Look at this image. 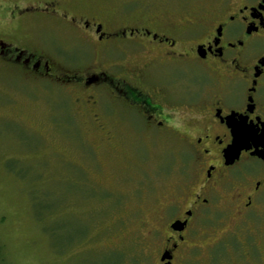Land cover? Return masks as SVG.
I'll return each mask as SVG.
<instances>
[{
	"label": "flooded vegetation",
	"instance_id": "1",
	"mask_svg": "<svg viewBox=\"0 0 264 264\" xmlns=\"http://www.w3.org/2000/svg\"><path fill=\"white\" fill-rule=\"evenodd\" d=\"M71 2L26 8L64 26L63 43L47 49L0 33V66L61 88L104 132L109 153L131 137L143 143L135 148H170L180 185L150 232L156 264H264V0L147 5L114 17ZM235 138L239 152L227 158ZM77 167L84 176L86 164ZM83 176L67 204L91 198Z\"/></svg>",
	"mask_w": 264,
	"mask_h": 264
},
{
	"label": "rangeland",
	"instance_id": "2",
	"mask_svg": "<svg viewBox=\"0 0 264 264\" xmlns=\"http://www.w3.org/2000/svg\"><path fill=\"white\" fill-rule=\"evenodd\" d=\"M45 1L50 0H0V33L30 35L47 49L63 43L64 26L35 17L37 7L24 11ZM69 1L59 0L63 10H69ZM77 1L114 17L147 5L196 6L212 0ZM60 90L17 67L0 66V243L5 263L104 264L121 252L125 264H156L154 243L159 241L151 240L150 232L162 224L163 205L180 185L173 153L166 145L138 148L142 141L132 137L125 140L126 148L109 153L104 132L94 128L81 108L70 107ZM82 138L86 155L79 148ZM83 164L84 176L77 167ZM81 176L88 186L84 199L91 198L67 204L69 198L79 199Z\"/></svg>",
	"mask_w": 264,
	"mask_h": 264
},
{
	"label": "trees",
	"instance_id": "3",
	"mask_svg": "<svg viewBox=\"0 0 264 264\" xmlns=\"http://www.w3.org/2000/svg\"><path fill=\"white\" fill-rule=\"evenodd\" d=\"M2 252H3V248H2V245L0 243V264H8V263H5V260L3 259L4 257H2L3 256ZM124 258H125V254L118 252L115 254L113 261H110L109 263L106 262L104 264H125Z\"/></svg>",
	"mask_w": 264,
	"mask_h": 264
},
{
	"label": "water",
	"instance_id": "4",
	"mask_svg": "<svg viewBox=\"0 0 264 264\" xmlns=\"http://www.w3.org/2000/svg\"><path fill=\"white\" fill-rule=\"evenodd\" d=\"M234 141H235V143H234V144L231 146V148H230L229 150H227V152H226V157H227V158L233 156V155H231V151H232L233 149L236 150V155H235V156H237V154H238V152H239L237 144H239V141H240V140H239L238 138H235Z\"/></svg>",
	"mask_w": 264,
	"mask_h": 264
}]
</instances>
